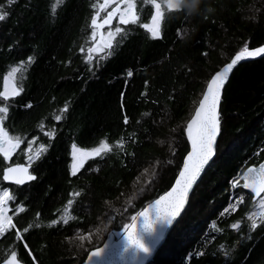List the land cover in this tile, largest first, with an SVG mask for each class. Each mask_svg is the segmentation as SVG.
I'll return each instance as SVG.
<instances>
[{
  "label": "trees",
  "instance_id": "1",
  "mask_svg": "<svg viewBox=\"0 0 264 264\" xmlns=\"http://www.w3.org/2000/svg\"><path fill=\"white\" fill-rule=\"evenodd\" d=\"M0 6L8 13L0 21V93L8 67L22 65L23 90L8 101L5 125L11 135L44 146L32 164L37 177L25 185L6 183L2 171L26 162L28 143L23 140L10 162L0 153V184L11 192L15 225L0 234V261L16 251L22 264H81L108 232L124 231L170 189L189 152L185 127L211 74L245 44L250 50L264 45V0H199L194 11L168 9L159 38L140 25L152 15L147 6L111 55L90 59L85 49L97 0H0ZM0 104L6 105L2 96ZM240 135L249 141L233 149ZM102 141L112 150L88 158L73 175L72 146ZM261 148L264 57L241 62L231 73L213 166L154 264H264V223L252 230L243 219L248 201L238 209L225 206L219 181L221 171L234 168L224 174L228 179L260 160ZM64 207L67 223L57 218ZM240 220L242 228L232 229Z\"/></svg>",
  "mask_w": 264,
  "mask_h": 264
},
{
  "label": "snow or ice",
  "instance_id": "2",
  "mask_svg": "<svg viewBox=\"0 0 264 264\" xmlns=\"http://www.w3.org/2000/svg\"><path fill=\"white\" fill-rule=\"evenodd\" d=\"M59 2V0H58ZM108 0H105L107 3ZM126 3V7L121 8L120 4H117L112 11L107 12V15L103 18L101 25H97V18L94 16L92 18V25L103 27L104 25H111L116 14H119V24L129 25L136 24L139 17L136 11V3L134 0H123ZM155 7V14L151 17V23H145L142 25L143 28L147 29L152 38H159L160 36V22L162 19L161 4L156 3L155 0H151ZM103 7V5L101 6ZM167 8L169 10H179V0H168ZM8 13L3 11L2 6H0V21L6 19ZM99 16V13H97ZM130 33L125 31L123 27L117 26L115 31L108 32L107 40L103 41V46H97L95 51L97 53H104L105 49H108V55H111V50L114 47H118V41L116 37L119 36L120 40L126 39ZM94 35V34H93ZM92 51V50H90ZM264 54V47H257L250 50L245 44V46L238 51L235 56L231 59L229 63L224 65L222 69L211 74V78L206 85V91L203 94L202 99L199 101V106L195 110V114L192 116L191 120L188 122L186 127L187 139L190 141L191 150L187 153V156L183 162L182 170L179 172V176L175 181V185L170 191L166 192L164 195L160 196L159 199L155 200L154 204L150 206L149 209H145L142 212H138L132 217V224L126 225L128 230L127 234V244L125 245V251L132 250L136 256L140 253L148 255L152 249L145 240V236L159 238V235L163 234V229L171 225L175 218L180 214L183 208L187 195L190 189L193 187L194 183L197 181L204 169L214 155V148L216 144V138L220 128V112L219 106L222 98V91L225 83L230 77V74L239 62L245 59L259 57ZM31 57L29 60L31 61ZM128 75L131 76L132 72L129 71ZM23 89L21 88L20 91ZM19 91L13 87L11 92L0 93V96L5 99L9 95L16 96ZM30 107V105H29ZM67 108L65 109V111ZM0 113L7 114L8 107H0ZM61 116H55L56 121L61 120ZM5 116H0V125H2ZM125 123L128 122L127 117H125ZM21 141L19 139H13L9 136L8 132L5 131L3 126H0V153L7 159L12 156L14 150H16ZM41 145V149H43ZM112 149L107 143L102 144L100 147L93 149L92 152L82 153L83 156L88 158L99 157L104 152H110ZM36 157L39 158V152H37ZM29 161L33 159L29 156ZM83 160H78L73 164V175L83 167ZM3 179L5 181H13L17 185H23L27 181H33L36 179L34 175L29 173V168L22 164H17L14 167H8L3 170ZM242 186L245 189H251L255 193L256 197H260L259 205L264 209V197L261 194L264 193V164H260L258 169L249 168L247 173L243 176L242 185L237 183V187ZM11 197L7 191H4L2 196H0V234L5 233L9 228H15L12 223V217L6 215V202L10 200ZM241 201L243 197L240 198ZM71 203V202H70ZM257 213H253L251 228L254 230L257 228V223L255 216ZM264 217V212L259 213ZM139 217H143V227L141 231H137V220ZM68 221H64L67 223ZM157 225L160 226L158 231ZM237 224H233L232 228H237ZM25 232L28 231L27 228L24 229ZM18 237L22 239V236L17 233ZM85 236H80L81 241L85 240ZM250 238V237H249ZM27 247V245H25ZM101 249L92 252L88 257L91 261L94 257H98L102 254ZM0 264H17V252L11 251L10 257L0 261Z\"/></svg>",
  "mask_w": 264,
  "mask_h": 264
},
{
  "label": "rangeland",
  "instance_id": "3",
  "mask_svg": "<svg viewBox=\"0 0 264 264\" xmlns=\"http://www.w3.org/2000/svg\"><path fill=\"white\" fill-rule=\"evenodd\" d=\"M60 1V0H59ZM101 2H102V0H97V8H96V10L92 13V16L89 18V24H91V27L89 28L90 30H91V32L90 33H88L89 34V40H88V44H89V46L87 47V49H85V54H86V57L87 58H93V57H102V56H105V55H107L108 54V49H105V52L104 53H97L96 51H95V48L99 45V46H103V41L101 40V38L103 37L104 38V40H107V38H108V32L109 31H115V28L117 27V26H120V27H123L124 29H125V31L127 30V27L128 26H130V25H132V24H129V25H120L119 24V14H118V16L116 17V20L113 22V24L111 25V26H109V27H99V26H93L92 25V23H91V21H92V18L95 16V13L97 12V10H99L100 9V6H101ZM134 2L136 3V11H137V15H138V17H139V19H138V21H137V24L138 23H140L139 21H141V11H143L144 10V8L145 7H147V6H150L151 8H152V15H154L155 14V7H154V4L151 2V0H134ZM155 2L156 3H160L161 4V12H162V14L164 15V13L166 12V10H168V8H167V3H168V0H155ZM51 3H54L55 5H57L58 4V0H51ZM116 4H120L121 5V8H123V7H126V3H124L123 2V0H109L108 1V9L107 10H111L113 7H114V5H116ZM141 10V11H140ZM152 15H151V17H152ZM151 17L149 18V20L148 21H143L140 25L142 26L143 24H145V23H148V24H150L151 23ZM162 18H163V16H162ZM161 22H162V19H161ZM161 22H160V25H161ZM136 24V25H137ZM143 28V27H142ZM146 32H147V34H150L151 35V33L147 30V29H145V28H143ZM94 34V35H93ZM119 36H117L116 37V39L118 38ZM90 50H92V51H90ZM22 68V65L21 64H12V65H10L9 67H8V69H7V72H6V74H5V76H4V79H3V90H2V93L3 92H5V91H7V92H11V89L13 88V87H15L18 91H20V82H19V78H18V76H20V69ZM11 97H13L12 95H9L8 96V98L7 99H5L4 97V99H5V103H6V105H3V104H0V107H5V106H7L8 107V101H10V99H11ZM8 110H9V107H8ZM7 115H8V113L7 114H3V113H0V116H5V119L3 120V123H2V125H0V126H3V128L5 129V131H7L8 132V134H9V136L11 137V138H13L14 140L15 139H19L20 141H21V143H20V145H19V147L16 149V150H14L13 151V153H12V156L10 157V158H5L7 161H9L10 162V160L13 158V156L17 153V151L19 150V148L21 147V145L24 143V142H27L28 144H27V146L25 147V158H26V162L25 163H27V164H33L34 163V160L37 158L36 157V153L37 152H39V154L41 155L42 154V152H41V146H36L35 145V139H37V138H34V139H28V140H26V139H24V138H22L21 136H18V135H11V133H10V131L8 130V127L5 125V122H6V118H7ZM186 128V127H185ZM257 133V132H256ZM258 134V133H257ZM220 136V135H219ZM248 137H242V135H240V137L238 138V139H236V140H233V141H231V145H232V147H233V149L234 148H236V147H238L239 146V144H241V146H239L238 147V149L239 148H243L244 147V145L245 144H247L248 143V141H249V139H247ZM23 140H25L24 142H23ZM30 142V143H29ZM104 143H107L106 141H102L99 145H97V146H95V147H93V148H82V147H78V146H72V150H71V155H72V162H71V169H72V171H73V168H72V166H73V164L74 163H76L78 160H83L84 162L88 159V157H85V156H83L82 155V153H85V152H92L93 151V149H95V148H98V147H100L102 144H104ZM108 144V143H107ZM26 145V144H25ZM109 145V144H108ZM238 145V146H237ZM261 149H264V148H261ZM246 153V150L242 153V154H237V155H235V156H238V158L241 156V155H244ZM2 154V153H1ZM3 155V154H2ZM224 155V154H223ZM222 155V156H223ZM29 156H32L33 157V159L31 160V161H29ZM216 157V156H215ZM215 159V158H214ZM214 159H213V161H214ZM240 159V158H239ZM238 159V160H239ZM219 159L217 158V161H218ZM259 159H256L255 160V162H257ZM211 162L210 164H209V166L207 167V168H209L210 166L212 167L213 166V163L214 162ZM234 166V165H233ZM210 167V168H211ZM245 168V167H244ZM243 168V169H244ZM242 169V170H243ZM31 170H32V167H31ZM232 170H234V168H232V169H225L224 171H221V173L222 174H220L221 176H220V179H219V181L222 183L220 186H221V189H220V193L222 194H225V195H230V199L228 198L227 199V201H230L231 202V197L233 198V197H235L236 195H237V197H244L242 194H244V193H242V192H237V190H231L229 187L230 186H228L229 185V181H230V179L232 178H228V179H226V175H224V174H227V173H229L230 171H232ZM242 170L240 171V172H242ZM217 170L216 169H210L209 170V173L210 174H215V173H217L216 172ZM238 171V170H237ZM236 171V172H237ZM209 173H208V178L207 179H205V180H207L208 181V179L209 178H211L212 177V175H209ZM237 175H235V176H238L240 173H236ZM241 175V174H240ZM204 176V175H203ZM211 180V179H210ZM226 181H227V184H226ZM199 184V183H198ZM197 184V185H198ZM2 184H0V196H2V194H3V192L4 191H7L8 193H9V196L11 197V201L13 200V198H12V196H11V192H10V190H9V187H3V186H1ZM222 194V195H223ZM263 197H264V195H263ZM10 200H7V202H6V205H5V207H6V215H8V216H12L11 215V213L13 212V211H11V205L9 204L10 203ZM190 201H191V198H190ZM189 201V204L188 205H190L192 202H190ZM230 204V203H229ZM226 206H229L228 204L226 205ZM259 207H260V205H259V202L256 204V206H255V209H253V213H257V215L255 216V217H257L258 216V212H259ZM65 208H67V207H64L63 209V211L61 212V213H58L57 215H58V221H62V218L65 220H67V219H69V216H70V212H69V209H65ZM142 210V209H141ZM140 210V211H141ZM253 216V215H252ZM182 217V216H181ZM251 223H252V220L251 219H249V218H247ZM65 220V221H66ZM180 220V219H179ZM178 220V221H179ZM178 221H177V223H178ZM177 223L175 224V226L177 225ZM174 226V227H175ZM174 227H173V229H174ZM122 228V227H121ZM120 228V229H121ZM173 229L171 230V232L173 231ZM124 231L126 230V228H124L123 229ZM124 231H122V232H118V233H113L112 231H110V232H108L107 233V235L105 236V239L107 238V236H108V234L109 233H113V234H115V236H116V238H118ZM104 232V231H103ZM103 232H101L102 234H103ZM170 232V233H171ZM105 239H104V241H105ZM103 241V242H104ZM10 257V255H8L7 257H5L4 259H7V258H9ZM3 259V260H4ZM154 264V261L152 262V261H150L149 262V264ZM17 264H22L21 263V261H19L18 259H17Z\"/></svg>",
  "mask_w": 264,
  "mask_h": 264
},
{
  "label": "water",
  "instance_id": "4",
  "mask_svg": "<svg viewBox=\"0 0 264 264\" xmlns=\"http://www.w3.org/2000/svg\"><path fill=\"white\" fill-rule=\"evenodd\" d=\"M106 4L107 3H105V0H103L101 6L103 5V7H104ZM103 7H101V9ZM115 19H116V16L114 17L112 23L114 22ZM102 22H103V20H102ZM262 47H264V46H262ZM261 57H264V54H262L259 57L242 60L241 62L258 59V58H261ZM231 59L227 63H229L231 61ZM241 62H239L238 64H240ZM227 63H225L224 65H226ZM222 67L220 69H222ZM228 80H227V82H228ZM226 83H225V85H226ZM225 85H224V87H225ZM223 90H224V88H223ZM205 91H206V88H205L204 92ZM222 95H223V91H222ZM202 97H203V95H202ZM202 97H201V99H202ZM221 100H222V98H221ZM198 106H199V104H198ZM219 110H220V108H219ZM185 131H186V128H185ZM219 133H220V128H219V132H218V135H217V138H216V144H217V140H218V137H219ZM186 138H187V135H186ZM187 141H188V144H189V151H190L191 150V144H190V141L188 139H187ZM216 144H215V148H214V155H215V150H216ZM214 155L210 159L209 163L214 158ZM185 158H184V160H185ZM209 163L204 166V169L201 171V174L198 177L197 181L194 183L193 187L190 189V191H189V193L187 195L185 204H184L183 208L181 209L180 214L175 218V220L173 221V223L162 230L163 231V234L162 235H159V238L158 239L157 238H153V237L145 236L146 242L149 244V246L152 249V251L148 255H145L143 253H140L139 256H136V254L132 250L125 251V245L128 242L127 241L128 230L126 229L118 238H116L115 234H113L112 232L109 233L108 236H107V239H106V241L104 243V245L103 246L96 247V248H93L92 250H90L89 253H88V255H87V257H86V259L81 264H147L148 261L153 258L155 251L158 250V248L160 247V245L165 242L166 237L169 234V231L174 226V224L176 223V221L178 219H180V217L183 215L185 209L188 206L189 196L194 191V188H195L196 184L198 182H200V180L202 179V176L205 173V170L208 167ZM260 164H264V160H262L258 164H250L249 166H247L245 168V170L242 172V174L239 176L238 181H241V180L243 181V176L247 173V171H248L249 168L258 169ZM15 165L16 164H12L9 167H14ZM182 167H183V164H182L179 172L182 170ZM179 172H178V174L176 175V177L174 179L175 181H176V179L179 176ZM2 173H3V171H2ZM175 181H174L173 186L175 185ZM29 182L30 181H27L25 184H27ZM25 184H23V185H25ZM173 186H171V188ZM171 188L168 189L166 192L170 191ZM247 190H249V191L252 192L251 189H247ZM166 192H164L162 195H164ZM252 194H253L252 199L254 201L259 198V197H256L255 196V193L252 192ZM159 197L156 198L155 200L159 199ZM155 200H153L150 203H148L140 212L144 211L145 209H149L150 206L154 204ZM130 224H132V222ZM142 227H143V217H139L138 220H137V231H141L142 230ZM157 228H158V231H159L160 230V226L157 225ZM98 249L103 250L102 251V254L100 256H98V257H94L91 261H89L88 257L90 256V254L92 252H95Z\"/></svg>",
  "mask_w": 264,
  "mask_h": 264
},
{
  "label": "flooded vegetation",
  "instance_id": "5",
  "mask_svg": "<svg viewBox=\"0 0 264 264\" xmlns=\"http://www.w3.org/2000/svg\"><path fill=\"white\" fill-rule=\"evenodd\" d=\"M117 5V4H116ZM116 5H114V7L116 6ZM113 7V8H114ZM108 9V5L103 9V10H97V12L95 13V16H96V18H97V25H101L102 23V20H103V18L107 15V12H109L110 10H107ZM97 13H99V16H97ZM117 16H118V13H117ZM116 16V17H117ZM116 20V19H115ZM114 20V21H115ZM113 23H111V25H112ZM110 25V26H111ZM103 27H109V25H104ZM262 160H264V155H263V157L260 159V160H258L256 163H253V164H258V163H260ZM250 165V164H249ZM248 165V166H249ZM238 173H242V172H238ZM240 174L238 175V176H232V178L230 179V181H229V185L228 186H230L229 188L231 189V190H237V192H242V193H244V194H242L244 197H243V200L241 201V197H237V195H236V197H235V199H233L232 197H231V202L230 201H227V204H229V203H233L234 204V206L233 207H235V209H238V208H240L241 206H243L244 204H245V202H247L248 201V203H249V207H248V209H247V212H246V216L243 218V219H245L246 218V221L248 222V225L251 227V222L247 219V218H249V217H252V215H253V209H255V206H256V204L260 201V197L257 199V200H253L252 199V197H253V194H252V192L251 191H249V190H247V189H244L242 186H240V187H237V183L239 182V184L241 185L242 184V180L241 181H238V178H239V176H240ZM237 175V174H236ZM263 195H264V193H262L261 194V197H263ZM222 196H225L226 198H229L230 199V195L228 194V195H225V194H223ZM226 204V205H227ZM225 205V206H226ZM262 212H264V209H262L261 207H259V212H258V216L257 217H255V220H256V223H257V227L259 226V225H261V224H263L264 223V217H262L261 215H259V213H262ZM233 224H237L238 225V227L237 228H235V230H239V229H241L242 228V225H243V223H242V220H240L239 222H235V223H233ZM232 224V225H233ZM232 225H231V228H232ZM232 229H234V228H232ZM252 229V228H251ZM253 230V229H252ZM255 230V229H254ZM210 233V232H209Z\"/></svg>",
  "mask_w": 264,
  "mask_h": 264
},
{
  "label": "bare ground",
  "instance_id": "6",
  "mask_svg": "<svg viewBox=\"0 0 264 264\" xmlns=\"http://www.w3.org/2000/svg\"><path fill=\"white\" fill-rule=\"evenodd\" d=\"M108 1H109V0H108ZM102 2H103V0H102ZM102 2H101V4H102ZM107 4H108V2H107ZM107 4H106L102 9H101V6H100V10H103V9L107 6ZM115 7H116V6H115ZM111 10H113V8H112ZM111 10H110V11H111ZM116 16H117V14H116ZM263 46H264V45H263ZM232 72H233V71H232ZM222 96H223V95H222ZM220 104H221V103H220ZM219 108H220V106H219ZM195 110H196V109H195ZM219 112H220V110H219ZM194 114H195V112H194ZM194 114H193V115H194ZM191 118H192V117H191ZM190 120H191V119H190ZM190 120H189V121H190ZM189 121H188V122H189ZM187 124H188V123H187ZM186 127H187V125H186ZM185 133H186V131H185ZM219 135H220V133H219ZM218 139H219V137H218ZM217 142H218V140H217ZM216 153H217V144H216V150H215L214 158H215V156H216ZM186 155H187V154H186ZM186 155H185V157H186ZM185 157H184V158H185ZM214 158H213V159H214ZM213 159L211 160V162L213 161ZM183 161H184V159H183ZM211 162H210V163H211ZM210 163H209V164H210ZM13 164H16V165H17V164H22V165H24L25 167H28V168H29V173H30L31 175H34L35 177H37V175H36L34 172H32V170H31V167H32L31 164H27V163H23V162H22V163H13ZM182 164H183V163H182ZM10 165H12V164H10ZM10 165L6 166L4 169L8 168ZM208 166H209V165H208ZM4 169H3V170H4ZM206 169H207V168H206ZM205 172H206V170H205ZM204 174H205V173H204ZM204 174H203V175H204ZM241 174H242V173H241ZM202 177H203V176H202ZM2 178H3V173H2ZM3 180H4V179H3ZM4 181H5V180H4ZM174 181H175V180H174ZM5 182H6V183L15 184L13 181H10V180H9V181H5ZM30 182H31V181H30ZM198 183H199V182H198ZM198 183H197V184H198ZM173 184H174V182H173ZM173 184H172V186H173ZM197 184H196V186H197ZM196 186H195V187H196ZM170 188H171V187H170ZM194 189H195V188H194ZM244 189H245V188H244ZM191 195H192V194H190V196H189V201H190ZM188 204H189V202H188ZM180 218H181V217H180ZM178 220H179V219H178ZM178 220H177V221H178ZM177 221H176V223H177ZM176 223H175V224H176ZM175 224H174V226H175ZM174 226H173V227H174ZM173 227L171 228V230L173 229ZM171 230L169 231V233L171 232ZM168 235H169V234H168ZM168 235H167V237H168ZM167 237H166V239H167ZM106 239H107V238H106ZM106 239H105V241H106ZM105 241H104L103 244L100 245V246H103L104 243H105ZM165 241H166V240H165ZM163 244H164V243H162V244L160 245V247H161ZM98 247H99V246H98ZM160 247L158 248V250L160 249ZM158 250L155 251L153 258L155 257V255H156V253L158 252ZM153 258H152V259H153ZM152 259H151V260H152ZM151 260H149L147 264H149V262H150Z\"/></svg>",
  "mask_w": 264,
  "mask_h": 264
},
{
  "label": "clouds",
  "instance_id": "7",
  "mask_svg": "<svg viewBox=\"0 0 264 264\" xmlns=\"http://www.w3.org/2000/svg\"><path fill=\"white\" fill-rule=\"evenodd\" d=\"M199 4V0H179L180 8H188L190 11H194Z\"/></svg>",
  "mask_w": 264,
  "mask_h": 264
}]
</instances>
